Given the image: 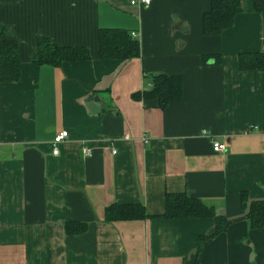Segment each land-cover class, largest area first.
Wrapping results in <instances>:
<instances>
[{"label":"crops","instance_id":"1","mask_svg":"<svg viewBox=\"0 0 264 264\" xmlns=\"http://www.w3.org/2000/svg\"><path fill=\"white\" fill-rule=\"evenodd\" d=\"M241 1L212 36L210 0H0L22 64L19 81L0 82V264H264V227L241 202L264 198V71L239 68L243 52H264V0ZM100 28L136 32L140 56L102 59ZM42 36L89 58L34 64ZM159 73L182 75L181 101L134 97ZM176 192L236 219L198 261L212 217L105 219L118 203L162 215Z\"/></svg>","mask_w":264,"mask_h":264},{"label":"trees","instance_id":"2","mask_svg":"<svg viewBox=\"0 0 264 264\" xmlns=\"http://www.w3.org/2000/svg\"><path fill=\"white\" fill-rule=\"evenodd\" d=\"M210 9L203 16V30L206 35L221 34L231 27L236 16L242 11L241 0H210ZM9 29L0 23V82L14 83L21 78V60L19 44L6 38ZM100 57L102 59H129L139 57L141 46L139 40L131 32L120 28L99 29ZM89 58L88 48L79 46H61L51 42L47 37H40L32 54V62L37 65H59L64 61L86 60ZM239 68L244 70L264 71V52H243L239 55ZM150 89L134 94L135 98L157 100L162 108L168 104L183 99V77L181 74L153 75ZM244 210L248 209L245 219H249L253 229L264 227V198L250 200L248 194H241ZM166 209L162 215H152L146 211L143 204H111L106 210L108 221L148 219V218H205L215 219L214 233L199 237L197 240L198 256L205 249L206 244L216 235L226 230L236 219L217 214L212 206L197 197L184 192L168 193L165 199ZM79 229V228H78ZM83 229V228H82ZM81 229V230H82ZM69 232H75L70 227Z\"/></svg>","mask_w":264,"mask_h":264},{"label":"built area","instance_id":"3","mask_svg":"<svg viewBox=\"0 0 264 264\" xmlns=\"http://www.w3.org/2000/svg\"><path fill=\"white\" fill-rule=\"evenodd\" d=\"M151 0H131V4H139V5H149ZM133 37L137 36L136 32L132 33ZM69 137V134L66 130L59 132L57 136L54 138V140L51 142V149L54 155H59L60 154V144ZM213 149L215 152H224L226 150V145H224L221 141L219 140H214L212 142ZM85 156L91 155V150L88 148H85L84 150Z\"/></svg>","mask_w":264,"mask_h":264}]
</instances>
